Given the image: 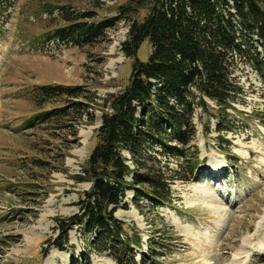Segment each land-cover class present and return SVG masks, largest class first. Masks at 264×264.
<instances>
[{
	"label": "rangeland",
	"instance_id": "374dc122",
	"mask_svg": "<svg viewBox=\"0 0 264 264\" xmlns=\"http://www.w3.org/2000/svg\"><path fill=\"white\" fill-rule=\"evenodd\" d=\"M40 1L19 0L0 37V264H116L108 250H93L77 226L69 231L64 249L54 243L59 237L57 218L78 212L80 192L91 185L76 182L70 175L80 171L97 144L100 110L93 123L84 120L80 125L79 141L65 157L67 173L57 169L60 162L54 149L60 140L46 130L24 128V122L37 111L27 96L35 84H87L99 97L123 90L135 61L122 50L130 21H120L107 31L106 39L95 44L54 43L46 48L37 45L38 39L52 27L46 13L35 16ZM50 1L93 9L97 18L115 15L129 2ZM148 12V6L140 7L134 17L141 21ZM151 53L152 45L145 39L138 58L146 62ZM239 67L244 92L235 104L238 111L229 110L233 130L220 133L211 110H196L202 163L190 180L173 184L175 207L152 210L145 206L141 211L129 192L130 208L116 212L130 234L135 228L142 236L141 247L150 260L149 237L157 235L156 228L168 232L172 226L175 237L163 249L166 254L160 264H264V80L250 65ZM38 157L48 161L47 168H23L25 161ZM170 160L173 169H181L178 159ZM214 170L221 173L219 178L212 174ZM250 235L244 247L243 239ZM142 258L141 253L136 256L137 264Z\"/></svg>",
	"mask_w": 264,
	"mask_h": 264
},
{
	"label": "trees",
	"instance_id": "16d2710c",
	"mask_svg": "<svg viewBox=\"0 0 264 264\" xmlns=\"http://www.w3.org/2000/svg\"><path fill=\"white\" fill-rule=\"evenodd\" d=\"M18 2L0 0V37ZM144 6L149 12L139 21L134 15ZM44 13L52 28L40 35L39 46L95 44L128 20L122 50L135 58L128 83L118 93L99 97L87 84L63 83L35 84L27 93L37 111L24 128L43 129L60 140L54 149L57 169L66 173L67 150L78 143L80 125L84 120L93 123L97 109L101 114L97 144L80 171L70 175L91 185L80 192L78 212L57 218L55 246L64 249L69 231L77 226L93 250H108L116 264H137L139 253L141 264H160L163 249L175 237L173 227L168 232L156 228L157 235L149 237L150 260L141 247L142 236L135 228L130 234L116 212L130 208L129 192L141 211L145 206L175 207L173 184L190 180L202 163L194 123L197 108L211 110L220 133L233 130L229 110L238 111L235 104L244 92L239 66L250 65L264 80V0H129L115 15L102 18L93 9L41 0L35 16ZM145 39L152 45L146 62L138 58ZM172 158L181 169L170 166ZM48 164L43 158H30L23 168L45 169Z\"/></svg>",
	"mask_w": 264,
	"mask_h": 264
},
{
	"label": "bare ground",
	"instance_id": "6f19581e",
	"mask_svg": "<svg viewBox=\"0 0 264 264\" xmlns=\"http://www.w3.org/2000/svg\"><path fill=\"white\" fill-rule=\"evenodd\" d=\"M85 136H86V135H85ZM212 174H216L215 176L218 177V178H219L220 175H221V173H220L219 171L217 172V171H215V170H214V173L212 172ZM260 226H261V222L259 223V226H258V227L260 228ZM251 236H252V235H250V236H248V237H246V238L243 239V242H244L243 246H244V247L248 244V242H249V238H250ZM241 264H245V263H243V261H242Z\"/></svg>",
	"mask_w": 264,
	"mask_h": 264
},
{
	"label": "built area",
	"instance_id": "2783aa9c",
	"mask_svg": "<svg viewBox=\"0 0 264 264\" xmlns=\"http://www.w3.org/2000/svg\"><path fill=\"white\" fill-rule=\"evenodd\" d=\"M54 45V43L53 42H51V43H48V44H46V48H50V47H52Z\"/></svg>",
	"mask_w": 264,
	"mask_h": 264
}]
</instances>
